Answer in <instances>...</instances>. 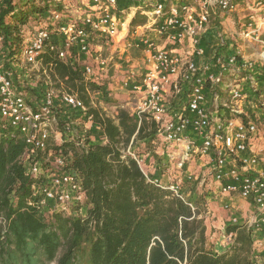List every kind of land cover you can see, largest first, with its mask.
Listing matches in <instances>:
<instances>
[{
    "label": "built area",
    "instance_id": "built-area-1",
    "mask_svg": "<svg viewBox=\"0 0 264 264\" xmlns=\"http://www.w3.org/2000/svg\"><path fill=\"white\" fill-rule=\"evenodd\" d=\"M52 1L62 7L52 13L53 27H37L15 54L16 61L43 73V79L15 83L0 50V131L16 132L24 141L20 162L37 198L29 204L44 216L85 213L87 198L82 177L71 166L73 151L59 147L70 143L86 152L95 143H107L90 108L117 122L123 105L110 104L107 90L118 85L133 99L126 111L138 126L145 120L154 128L152 137L143 139L152 143L151 151L136 155L133 136L120 149L121 158L131 156L148 182L193 210L196 189L223 198L229 224L251 234L253 264H264V93L251 96L243 84L259 92L250 71L262 72L256 65L264 64L259 35L264 21L256 24L251 15L235 35L261 46L254 63L230 53L222 36L205 57L211 13L235 11L237 0H87L88 10L79 16L64 1ZM139 15L144 20L133 23ZM45 52L79 63L86 82H98L111 71L118 75L109 76L106 89H87L86 104L76 92L55 86L42 62ZM234 198L252 206L243 221L234 214ZM0 223H5L2 217Z\"/></svg>",
    "mask_w": 264,
    "mask_h": 264
},
{
    "label": "trees",
    "instance_id": "trees-1",
    "mask_svg": "<svg viewBox=\"0 0 264 264\" xmlns=\"http://www.w3.org/2000/svg\"><path fill=\"white\" fill-rule=\"evenodd\" d=\"M61 11L52 0H0V50L5 66L16 61L15 54L31 33L30 21L52 28V13ZM133 22H137L135 18ZM57 22L55 23L56 26ZM39 27V26H38ZM65 89L76 92L89 104L81 65L60 61L53 52L42 59ZM107 143H95L86 152L70 143L71 166L82 177L88 207L83 215L55 212L44 216L33 196L32 179L20 157L24 141L16 132L0 131V264H253L251 234L241 225H228L232 243L218 253L207 244L206 227L196 209L185 201L147 181L136 161L121 158L131 138H151L154 128L119 109L117 122L90 108ZM149 124V126H148Z\"/></svg>",
    "mask_w": 264,
    "mask_h": 264
},
{
    "label": "rangeland",
    "instance_id": "rangeland-1",
    "mask_svg": "<svg viewBox=\"0 0 264 264\" xmlns=\"http://www.w3.org/2000/svg\"><path fill=\"white\" fill-rule=\"evenodd\" d=\"M61 1L62 2L64 1L69 6L71 13L73 15L79 16L88 10L86 3L83 0H61ZM60 4L61 3H58V5H60ZM119 5H120L119 7H123V6L128 5V2H125L124 4L119 3ZM60 7H61V5H60ZM61 9H62V7H61ZM214 12L215 13H213V12L211 13L210 19H212L213 16L218 15L219 12L225 13V12L220 11L218 9H215ZM233 12L234 11L227 12L226 14H228V16H229V18H231V20L232 19L237 20V17L235 16V14ZM126 18H127V16H126ZM135 18L137 19V22H133L135 24L140 23L144 20V17H142L140 15L135 16ZM64 20H65V18L61 19V22ZM236 23H237V21H236ZM38 26H40V25L39 24L37 25L36 21H30L25 26V29L29 30L31 32H34ZM235 28H236V24H235ZM98 42H100V40ZM246 44H247V42H246ZM254 44H256V41H252V43H250V45H249V51L250 52L254 51V49H255V48H253ZM259 50L260 49H257L255 52H258ZM103 51H104V54L107 53V49H105ZM256 66L258 67L259 72L262 70L261 76L257 75L256 69L251 70L250 73L254 74L255 79L258 80L257 88L259 89V92H254L250 86V83H243L246 86L245 91L249 92V94L251 96H257L260 92L264 93V64L261 61H259V63H257ZM9 69H10L9 71L11 73L12 79L14 80L15 83L19 82L20 80L30 79L32 81L31 82V84H32V83H37L36 79L41 80L45 77V75L43 73L38 72L39 73L38 74L37 72L30 70L29 67H23L18 61L11 62ZM46 72L54 79V81H56L55 86H57V87L62 86L64 88L62 82L58 78H54L52 76V73L48 67H46ZM114 74L118 75V73H116V71L115 72L111 71L109 73V76L112 77ZM109 76H104L102 78H99L101 85L105 89L109 87V84H111L110 80H109ZM36 91L39 92V90H36ZM107 91L110 93L109 94L110 95L109 100H108L110 104H112V105L115 104L118 106L123 105V108H121V109L131 111L130 108L132 107L133 99L130 95H128L127 93H125L124 91L119 89L118 85H115L112 90L110 87V89ZM148 126H149V124H148ZM151 149H152V143L151 142H147V140H135L132 151H134L136 153V155H146L149 151H151ZM205 193L206 194L200 193L196 189V193H194L196 195L193 197V199H197L199 201L198 202V207L200 210L199 214L201 215V217H203V221H204V224L206 226L207 244L209 246H211L214 251L221 253L224 250H227V248L230 246V244H227L229 242L226 240V238L228 237V234L225 230V225L223 226V224H222L221 226H218L219 225L218 221L216 222L218 217L214 216L212 214V212L208 213V211H210V209L212 207L216 206V203L212 202L213 200H212V198H210L211 196L208 195L207 191ZM221 205L223 206L222 203H221ZM49 264H55V262H51Z\"/></svg>",
    "mask_w": 264,
    "mask_h": 264
},
{
    "label": "crops",
    "instance_id": "crops-1",
    "mask_svg": "<svg viewBox=\"0 0 264 264\" xmlns=\"http://www.w3.org/2000/svg\"><path fill=\"white\" fill-rule=\"evenodd\" d=\"M83 1L86 2L87 0H83ZM233 13L237 17V20H234V19L231 20L228 14L220 13V12L218 13V15H215L212 17V19H210V22L207 28L208 35L206 37L207 43L205 45L206 46L205 57H208L211 55L212 50L217 45L218 37L222 36L226 42V48L228 49V51H230V53L238 54V59L240 60L244 61L247 59L248 61H253L254 63H256V58L258 57V53L255 51L257 49H261V46L259 44L254 45L253 46V48H255L254 51L250 52L249 51L250 43L246 44V41H244L243 39L239 37H236L235 35L237 31L239 30V28L241 27L243 28L245 26V23L249 22L251 15H254L255 23L261 25V21H264V0L262 1L261 0H238L236 10ZM235 24H236V28H235ZM259 35H260V38L264 41V24L261 26ZM259 76H261V74ZM148 162L151 165V162L153 161H151V158H150V160L148 159ZM201 166L202 164H199L198 166H196L195 172L197 170H200L199 168ZM210 198H212L213 200L212 202L216 203V206L212 207L210 211H208V213L212 212L214 216L218 217V219L216 220V222L218 221V224H219L218 226H221L223 224V226L225 225V229H226V227L230 225L229 224L230 213L226 209H224V207L221 205L222 203L221 200H223V198L220 199L214 195L211 196ZM234 205L236 208L234 214L238 217L239 221H243L247 217H249L251 210H252V206L247 200L234 198ZM199 213H200V210H199ZM199 213H198V217L203 219V217H201ZM205 233L207 235V231H205ZM228 242L229 243L227 244L231 245L232 241H228ZM260 255L263 256L262 251Z\"/></svg>",
    "mask_w": 264,
    "mask_h": 264
},
{
    "label": "bare ground",
    "instance_id": "bare-ground-1",
    "mask_svg": "<svg viewBox=\"0 0 264 264\" xmlns=\"http://www.w3.org/2000/svg\"><path fill=\"white\" fill-rule=\"evenodd\" d=\"M122 33H123V31H122Z\"/></svg>",
    "mask_w": 264,
    "mask_h": 264
}]
</instances>
